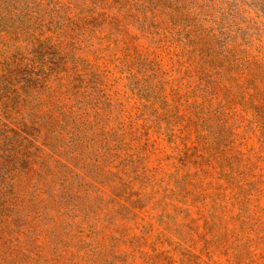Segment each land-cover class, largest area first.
<instances>
[{"label": "rangeland", "instance_id": "rangeland-1", "mask_svg": "<svg viewBox=\"0 0 264 264\" xmlns=\"http://www.w3.org/2000/svg\"><path fill=\"white\" fill-rule=\"evenodd\" d=\"M0 264H264V0H0Z\"/></svg>", "mask_w": 264, "mask_h": 264}]
</instances>
